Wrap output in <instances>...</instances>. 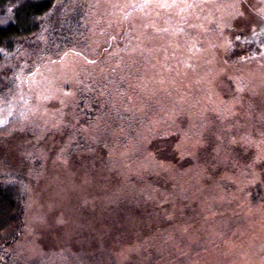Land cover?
Masks as SVG:
<instances>
[{"label": "rangeland", "instance_id": "rangeland-1", "mask_svg": "<svg viewBox=\"0 0 264 264\" xmlns=\"http://www.w3.org/2000/svg\"><path fill=\"white\" fill-rule=\"evenodd\" d=\"M36 1L52 8L0 51L17 263L264 264V0ZM154 78L193 91L202 144L154 153L160 114L138 102Z\"/></svg>", "mask_w": 264, "mask_h": 264}, {"label": "trees", "instance_id": "trees-1", "mask_svg": "<svg viewBox=\"0 0 264 264\" xmlns=\"http://www.w3.org/2000/svg\"><path fill=\"white\" fill-rule=\"evenodd\" d=\"M51 6L52 4L49 1L39 3L36 0H34V2L31 0H0V51H8L9 49H13L14 45L17 44L16 42H18L22 38H25L29 33H31V31H33L36 26L37 19L40 17H44L45 14H47L52 8ZM8 15L10 16V20L7 18ZM182 31L187 30L184 29ZM172 36L173 39H176L172 40L174 44L177 41H182L176 36ZM177 50L179 52L181 51L179 46ZM189 53L191 54L188 55L184 52V54H186L188 57V61H184V63L195 60L194 53ZM0 60H2V57H0ZM124 66L125 68L127 67L126 64H124ZM199 72H205V70H199ZM136 80L137 76L135 78V82L136 84H138ZM171 87H173L172 92H170L171 89H168V91L161 89L158 82L155 81V78L153 80L146 79L144 83L138 86L139 92L143 97L142 99L138 96V102L140 103L141 100L149 102V109H151V106L154 104V113L150 112L149 115L152 114L156 118L160 114L159 130L163 135H158L153 138L156 140H153L152 143L154 153L162 152L160 143L164 142H171L173 146L178 147L179 144L183 145L185 141L187 146L190 147L189 145H192L196 140L199 141L200 139V142L202 144L201 132L199 133V131L196 129L195 131L191 130L194 124L192 123V118L188 115L186 116L189 118H183L185 115L182 114L184 106H187L191 109H198V107H195L194 105H188L192 103L193 91H178L177 86L172 85V83ZM152 92L154 95H152ZM230 93H234V91ZM204 94H207V92H205ZM174 98L175 102H170L173 101ZM85 102L86 99H84V97L81 99L80 97V101H78L77 107L79 112H81L82 115H85L87 119L86 121L89 122L92 127L94 124L90 122V113L84 111V107L86 105ZM161 103L165 105V111H161ZM170 108H173L172 113L169 112ZM197 113L199 112H196V114ZM142 121H145V124L147 123L145 113L139 114L138 119L134 117L133 123L136 122V125L141 128L143 126ZM169 134L172 135V137H168ZM122 141L123 139L121 140V142ZM75 144L76 146L85 145L84 143L82 144L80 135H76L74 145ZM86 146L89 145L86 144ZM99 146L101 150L108 149L104 142L99 141ZM165 158V160H167V162H169L170 164H179V159L174 153L172 154V157H169L168 155V157ZM22 223L23 221L16 196L11 191L0 188V264H19L17 263L18 259L16 255L11 253V249L15 246L17 238L21 235L20 232L23 226ZM80 234L81 233H79V235Z\"/></svg>", "mask_w": 264, "mask_h": 264}]
</instances>
